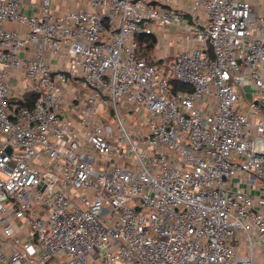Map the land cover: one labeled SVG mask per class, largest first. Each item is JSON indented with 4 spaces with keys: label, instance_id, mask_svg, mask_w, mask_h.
<instances>
[{
    "label": "built area",
    "instance_id": "1",
    "mask_svg": "<svg viewBox=\"0 0 264 264\" xmlns=\"http://www.w3.org/2000/svg\"><path fill=\"white\" fill-rule=\"evenodd\" d=\"M85 1L0 0V264H264V92L238 93L264 86V16ZM155 26L190 45L138 53Z\"/></svg>",
    "mask_w": 264,
    "mask_h": 264
},
{
    "label": "crops",
    "instance_id": "2",
    "mask_svg": "<svg viewBox=\"0 0 264 264\" xmlns=\"http://www.w3.org/2000/svg\"><path fill=\"white\" fill-rule=\"evenodd\" d=\"M31 1V0H29ZM33 1V0H32ZM247 1L250 5L251 9L258 14L264 16V0H244ZM191 0H185L182 4L183 8L186 9L190 4ZM52 8L55 12L61 13L69 8H78L84 7L88 8L85 0H51ZM155 36L157 38V42L153 48L152 55L158 58H170L177 52L183 50L185 47L189 46V42L182 41L179 38L178 33L173 28L164 27L162 29L157 28L155 26ZM157 52L155 49L157 48ZM263 82H264V66H263ZM264 92V86L261 89H257L253 83L245 85L242 89L238 90L241 102V110H245L246 102L252 100L256 97L258 92ZM66 101H70L67 97ZM71 106H77L76 101H71ZM69 103V102H68ZM65 112L72 118L73 124L78 126L77 120V108L75 112L72 109L65 107ZM245 190L250 193L254 199L264 194V187L263 185L257 181L256 179H252L249 183L244 184ZM257 263L262 262L264 260V255L257 252L256 254Z\"/></svg>",
    "mask_w": 264,
    "mask_h": 264
},
{
    "label": "trees",
    "instance_id": "3",
    "mask_svg": "<svg viewBox=\"0 0 264 264\" xmlns=\"http://www.w3.org/2000/svg\"><path fill=\"white\" fill-rule=\"evenodd\" d=\"M137 52L140 54H144L147 57H150L153 53V48L157 42V38L153 33H140L137 36ZM170 59V58H166ZM174 89H183V90H190V86L182 83L173 82ZM37 94L28 92L25 94V101L23 105H31L36 98Z\"/></svg>",
    "mask_w": 264,
    "mask_h": 264
},
{
    "label": "rangeland",
    "instance_id": "4",
    "mask_svg": "<svg viewBox=\"0 0 264 264\" xmlns=\"http://www.w3.org/2000/svg\"><path fill=\"white\" fill-rule=\"evenodd\" d=\"M33 10H30V13H32ZM157 49H158V46L157 48L155 49V52H157ZM239 92V91H238ZM127 118V126L129 129H132V132L135 133V129H134V124L138 121V115L135 113V112H127L124 114ZM112 122V121H111ZM145 130H148L147 127H144ZM238 233L239 230H238ZM241 239V238H240Z\"/></svg>",
    "mask_w": 264,
    "mask_h": 264
},
{
    "label": "water",
    "instance_id": "5",
    "mask_svg": "<svg viewBox=\"0 0 264 264\" xmlns=\"http://www.w3.org/2000/svg\"><path fill=\"white\" fill-rule=\"evenodd\" d=\"M8 151H9V149H8Z\"/></svg>",
    "mask_w": 264,
    "mask_h": 264
}]
</instances>
